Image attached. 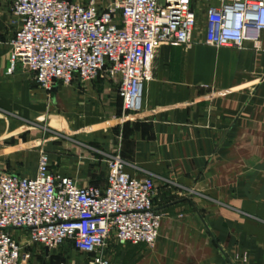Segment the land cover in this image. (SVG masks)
<instances>
[{"label": "crops", "instance_id": "crops-1", "mask_svg": "<svg viewBox=\"0 0 264 264\" xmlns=\"http://www.w3.org/2000/svg\"><path fill=\"white\" fill-rule=\"evenodd\" d=\"M209 4L219 2L190 1L198 12ZM16 27L11 0H0V169L35 174L42 138L28 130L44 120L82 147L60 152L66 144L52 142L51 170L86 184L90 159L104 150L154 179V245L111 240L109 264H264V30L259 50L207 44L202 24L188 43L160 44L141 110L123 112L104 75L48 92L26 67L7 73Z\"/></svg>", "mask_w": 264, "mask_h": 264}, {"label": "built area", "instance_id": "built-area-1", "mask_svg": "<svg viewBox=\"0 0 264 264\" xmlns=\"http://www.w3.org/2000/svg\"><path fill=\"white\" fill-rule=\"evenodd\" d=\"M190 1L110 0L103 6L97 0H11L17 27L6 72L26 67L48 92L57 82L104 75L116 82L123 112H137L160 44L188 43L202 24L207 44L249 42L261 49L264 0H218L203 12ZM106 167L104 183L79 184L51 170L41 149L34 175L0 169V264H26L27 243L49 249L68 243L83 252L80 264H109L111 240L153 246L162 216L153 203V177L130 174L117 152L107 154Z\"/></svg>", "mask_w": 264, "mask_h": 264}, {"label": "rangeland", "instance_id": "rangeland-1", "mask_svg": "<svg viewBox=\"0 0 264 264\" xmlns=\"http://www.w3.org/2000/svg\"><path fill=\"white\" fill-rule=\"evenodd\" d=\"M110 0H97L99 4L103 6L106 5ZM31 131V132H29ZM28 133H34L36 136H41L42 138V147L41 149L46 151L48 154V148H52L51 143L58 141L65 143L66 147L59 148L58 151L61 152L62 149L69 150L74 149L76 151L82 150V147L77 146L76 142H73L71 139H67L65 135L67 132L59 131L52 129L49 125H46L44 120L31 124V127L28 130ZM67 136L71 138H76L82 136L81 131L68 132ZM55 148V147H54ZM100 149V147H95ZM88 150V148H86ZM98 152L95 156L96 159L91 158V171L87 176V179L90 182H101L106 177L107 167H106V157L105 152ZM81 152V151H80ZM49 155V154H48ZM18 238V236L16 235ZM23 260L26 264H80L84 260L83 252L77 250L76 248L70 246L68 243L58 244L56 247L48 249L46 252L45 248L37 243H27L23 247Z\"/></svg>", "mask_w": 264, "mask_h": 264}, {"label": "water", "instance_id": "water-1", "mask_svg": "<svg viewBox=\"0 0 264 264\" xmlns=\"http://www.w3.org/2000/svg\"><path fill=\"white\" fill-rule=\"evenodd\" d=\"M44 248H45L46 252H47V251H48V249H49L48 247H44Z\"/></svg>", "mask_w": 264, "mask_h": 264}, {"label": "trees", "instance_id": "trees-1", "mask_svg": "<svg viewBox=\"0 0 264 264\" xmlns=\"http://www.w3.org/2000/svg\"><path fill=\"white\" fill-rule=\"evenodd\" d=\"M70 245V244H69ZM71 246V245H70Z\"/></svg>", "mask_w": 264, "mask_h": 264}]
</instances>
